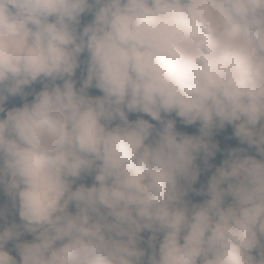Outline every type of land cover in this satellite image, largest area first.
I'll use <instances>...</instances> for the list:
<instances>
[{"label":"clouds","instance_id":"obj_1","mask_svg":"<svg viewBox=\"0 0 264 264\" xmlns=\"http://www.w3.org/2000/svg\"><path fill=\"white\" fill-rule=\"evenodd\" d=\"M0 197V264H264V0H0Z\"/></svg>","mask_w":264,"mask_h":264},{"label":"trees","instance_id":"obj_2","mask_svg":"<svg viewBox=\"0 0 264 264\" xmlns=\"http://www.w3.org/2000/svg\"><path fill=\"white\" fill-rule=\"evenodd\" d=\"M79 75H80V71H79ZM32 87H33V89L38 91L40 89V87H42V85L36 84V85H33ZM29 99H31V96L29 97ZM21 103L22 102L19 101V99L15 100L11 103L6 102V108L12 107V106H19ZM135 118H137V114H131L130 115V119H135ZM144 118L148 119L147 116H145ZM153 123H155V122H153ZM177 126H182L183 132H187L189 134H198V125H196V126H183L180 124V122L178 120ZM232 132H233V130H232L231 126H227L225 130L218 132L212 138L215 142H217L220 145V151L217 152L216 157L209 160V164L213 165V167L211 169L204 170L205 166H204L203 162L198 161L201 164L202 173H201L199 181L195 185L196 188H199L201 186H206L208 177L211 175V172L215 170V166H218L222 162L224 156L227 154L228 149H231L234 147H247L246 145H240L238 140L232 138ZM250 154H255L254 149L250 150ZM81 182L91 184L92 181L90 178H86L85 180H83ZM190 199L193 201H200V200L204 199V197L196 196L195 194H191ZM2 200H3V197H0V202H2ZM144 235L147 236L148 234L145 233Z\"/></svg>","mask_w":264,"mask_h":264},{"label":"rangeland","instance_id":"obj_3","mask_svg":"<svg viewBox=\"0 0 264 264\" xmlns=\"http://www.w3.org/2000/svg\"><path fill=\"white\" fill-rule=\"evenodd\" d=\"M78 77H79V71H77V78ZM90 94H92V95H99L100 92L98 90H96V89H91L90 90ZM24 239H31V237L30 236H25Z\"/></svg>","mask_w":264,"mask_h":264}]
</instances>
